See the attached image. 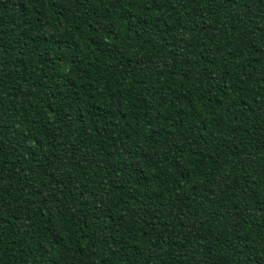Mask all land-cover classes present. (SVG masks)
<instances>
[{
	"label": "trees",
	"instance_id": "obj_1",
	"mask_svg": "<svg viewBox=\"0 0 264 264\" xmlns=\"http://www.w3.org/2000/svg\"><path fill=\"white\" fill-rule=\"evenodd\" d=\"M0 264H264V0H0Z\"/></svg>",
	"mask_w": 264,
	"mask_h": 264
}]
</instances>
